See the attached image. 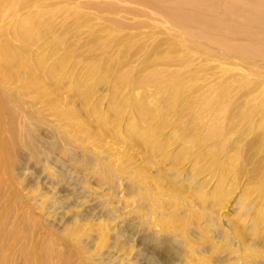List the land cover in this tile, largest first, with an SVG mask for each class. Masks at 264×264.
<instances>
[{
	"label": "rangeland",
	"instance_id": "obj_1",
	"mask_svg": "<svg viewBox=\"0 0 264 264\" xmlns=\"http://www.w3.org/2000/svg\"><path fill=\"white\" fill-rule=\"evenodd\" d=\"M11 1L0 264H264V0Z\"/></svg>",
	"mask_w": 264,
	"mask_h": 264
},
{
	"label": "bare ground",
	"instance_id": "obj_2",
	"mask_svg": "<svg viewBox=\"0 0 264 264\" xmlns=\"http://www.w3.org/2000/svg\"><path fill=\"white\" fill-rule=\"evenodd\" d=\"M26 1V6H28V5H30L34 0H25ZM31 1V2H30ZM14 3H16V1L15 0H12L11 1V4H12V7H15L16 5H14ZM156 4H157V2H156ZM66 6V5H65ZM31 8V7H30ZM29 10V9H28ZM33 11H26V13H27V16H25V17H23V21H22V27H20V28H18L19 29V31L17 32V36H19V35H23V37L26 39L27 38V33H29V30H30V28H26V27H28L29 26V24L32 22V17H31V13H32ZM165 13L166 14H168L169 16H171V17H174V21L175 22H178V21H181V20H183L184 18H186L187 17V15L186 14H178V13H176V12H173V11H169V10H166L165 9ZM191 17H194V15H191ZM26 20V21H25ZM26 28V29H25ZM141 180V179H140ZM142 182V186H147V187H149L148 185H147V182H146V179L144 178V180L143 181H141ZM145 191H148V193H145ZM142 196H141V199H140V201L141 202H145V201H147V202H149V203H152V199H157V198H155V197H153V195L151 194V193H149L150 192V190H146V189H144L143 187H142ZM145 195V196H144ZM226 196H224V198H225ZM222 206V205H221ZM173 217V216H172ZM11 227V226H10ZM173 229H177L178 230V228H175L174 226H173ZM174 231H176V230H174ZM106 240V238L104 237V241ZM199 262L200 263H202V264H204L205 262H204V260H203V258L202 259H199Z\"/></svg>",
	"mask_w": 264,
	"mask_h": 264
}]
</instances>
